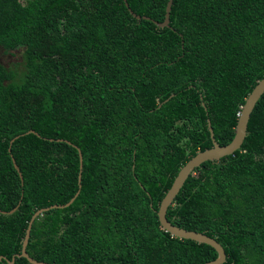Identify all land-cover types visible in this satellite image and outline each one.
<instances>
[{"label": "trees", "instance_id": "1", "mask_svg": "<svg viewBox=\"0 0 264 264\" xmlns=\"http://www.w3.org/2000/svg\"><path fill=\"white\" fill-rule=\"evenodd\" d=\"M126 2L149 19L123 0H0V50L19 53L16 63L0 59V210L17 206L0 212L7 260L37 209L78 190L72 144L82 154L79 193L34 219L29 256L49 264L217 256L165 231L157 210L181 166L212 146L208 119L219 145L232 140L264 76V0H173L169 27L153 22L167 0ZM166 217L215 238L222 264H264V92L241 147L195 168Z\"/></svg>", "mask_w": 264, "mask_h": 264}, {"label": "water", "instance_id": "2", "mask_svg": "<svg viewBox=\"0 0 264 264\" xmlns=\"http://www.w3.org/2000/svg\"><path fill=\"white\" fill-rule=\"evenodd\" d=\"M123 1H124L125 6L127 7L128 11L134 17H136L137 19H140V18L149 19L148 16H145V15L140 16V15L134 13L130 9V7L128 6V3L126 2V0H123ZM172 3H173V0H167L166 6H165L164 18L161 22L153 20V22L156 25H158L159 27H169L170 26L169 25V22H170L169 17H170V11H171ZM263 92H264V76L260 80L257 81L255 86L252 88V90L249 92V94L245 98L244 103L242 104V106L240 108V112L238 114L234 136L228 144L219 145L217 143V141L215 140L214 135H213V129L211 127L210 121H209V119L207 120V126H208V130L210 133L212 146L209 148H206L202 151H198L195 155L190 157L181 166V168L179 169L178 173L176 174L171 186L166 191V193L164 194V196L162 197V199L160 201V204H159V207L157 210V216H158V220H159L161 227L165 231L169 232L172 236L182 238V239H190V240H193L197 243H205V244H208L215 249V251L217 253L216 258H214L213 260L207 261L203 264H222L226 260V254H225V251H224L222 245L215 238L208 236L204 232H198V231H194V230H186L184 228H181V227H178V226L172 224L166 217L167 209L170 206V204L173 202L175 196L178 194L181 187L183 186L187 177L189 175L194 174L195 168L200 166L205 161L219 160L223 156L231 155L241 147V145L244 141V138L246 136V133H247V123H248L250 114H251L257 100L260 98V96L263 94ZM173 95L174 94L172 93L169 97L165 98L163 100V102H166ZM163 102L158 104V107L161 106V104ZM202 105H204L203 102H202ZM30 132L37 134L33 130H29L26 133H30ZM17 137H18V135L15 136L13 139H11L10 144ZM58 140L60 141L62 139H58ZM67 142L70 143L69 141H67ZM72 145L77 148L78 155H79L78 190L64 204H52L50 206H46V207H42V208L37 209L32 214V216H31V218L27 224V227L25 229V233H24V237L22 240L20 252L13 255L10 260H7L4 256H0V261L2 259H5V260H7V262L9 264H12L15 260V257H24L31 264H49V263H46L43 261H38V260L32 258L31 256H29V254L26 251V246L28 243L29 235H30L31 225H32V222L34 221V219L37 216L41 215L43 212H45L51 208H64V207L69 206L79 193V188L81 186L80 182H81V172H82V154L76 145H74V144H72ZM10 150H11V147L9 146L8 151L10 152ZM10 156H11V159H12V162H13L15 169L18 171L19 176L22 180V175H21V172L19 171L17 164L15 163V159L13 158L12 154ZM16 208H17V206L15 208L9 210V211H1L0 210V212L1 213H12Z\"/></svg>", "mask_w": 264, "mask_h": 264}, {"label": "rangeland", "instance_id": "3", "mask_svg": "<svg viewBox=\"0 0 264 264\" xmlns=\"http://www.w3.org/2000/svg\"><path fill=\"white\" fill-rule=\"evenodd\" d=\"M22 3H26L27 0H20ZM0 59L2 62H4L6 65L16 63L19 61V53L17 51L12 50L10 53H3L0 50Z\"/></svg>", "mask_w": 264, "mask_h": 264}]
</instances>
